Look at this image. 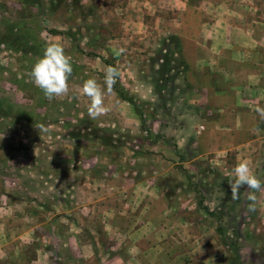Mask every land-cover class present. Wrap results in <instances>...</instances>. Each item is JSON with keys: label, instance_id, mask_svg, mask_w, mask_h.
<instances>
[{"label": "rangeland", "instance_id": "374dc122", "mask_svg": "<svg viewBox=\"0 0 264 264\" xmlns=\"http://www.w3.org/2000/svg\"><path fill=\"white\" fill-rule=\"evenodd\" d=\"M62 1L54 11L57 0H0V264H229L218 228L243 264H264V191L254 211L247 187L232 199L248 153L233 137L247 138L242 123L232 135L211 124L221 117L213 95L229 90L209 66L230 48L213 34L225 23L254 31L264 51V0H80L82 10ZM172 35L190 69L159 95L150 60ZM52 41L73 73L69 95L49 100L30 72ZM108 66L143 120L115 89L111 111L88 116L82 85L103 83ZM260 152L252 171L264 182Z\"/></svg>", "mask_w": 264, "mask_h": 264}, {"label": "crops", "instance_id": "0c3cea01", "mask_svg": "<svg viewBox=\"0 0 264 264\" xmlns=\"http://www.w3.org/2000/svg\"><path fill=\"white\" fill-rule=\"evenodd\" d=\"M225 24L223 27L225 29L224 33H219L220 31H216V34L212 33L223 37L230 48L224 53L223 60L215 62L217 66L214 64H209V66L214 78L217 80L223 79L222 81L225 82L224 89L229 91L217 93L216 95L211 94V96L216 97L217 102H221L219 104L221 105V108H219L221 117L211 124L232 135L234 134V126L238 127L239 123H242L241 134L246 136L247 139L239 143L237 134H235L233 137L235 140L232 144L237 146L235 149H238V151L244 148L247 150L248 153H245L244 158L241 159L242 161L247 160L252 169L257 159L256 156L259 155L260 157L262 154L260 151L264 147L263 128L256 125L258 119L261 118L257 109H264V61L259 59V56H264V51L256 48L259 41L254 31H246L242 34L232 33L230 32L232 23ZM247 30H250V28H247ZM241 46L246 47V49H242ZM208 51V53H214L213 49ZM204 54V50H198L200 60L197 61L198 68L196 71L201 72L206 69V66H204L205 61L201 59ZM215 55L217 54L215 53ZM218 70L221 74H216ZM218 86L220 87V85ZM261 120L264 121L262 118Z\"/></svg>", "mask_w": 264, "mask_h": 264}, {"label": "clouds", "instance_id": "9594fccd", "mask_svg": "<svg viewBox=\"0 0 264 264\" xmlns=\"http://www.w3.org/2000/svg\"><path fill=\"white\" fill-rule=\"evenodd\" d=\"M72 73V57L66 54L62 43L52 41L46 45L42 57L33 65L30 76L35 86L43 91L45 97L52 100L69 95V78ZM119 74L117 67L108 66L105 69L103 83L95 77L84 81L81 91L90 101L88 116L91 119H97L111 111V107L105 103V99L106 95L113 93ZM257 111L264 119V109H257ZM41 129L44 130L43 126ZM234 176L235 179L229 183L232 199H239L240 189L247 187L251 190L247 197L251 201L249 209L254 211L257 202L255 193L264 191V182L253 173L247 160L241 161L235 166Z\"/></svg>", "mask_w": 264, "mask_h": 264}, {"label": "trees", "instance_id": "16d2710c", "mask_svg": "<svg viewBox=\"0 0 264 264\" xmlns=\"http://www.w3.org/2000/svg\"><path fill=\"white\" fill-rule=\"evenodd\" d=\"M51 1V4L55 2V0ZM57 1L58 4H54V11H58L64 6V2L62 0ZM22 2L25 5H39L41 3V0H22ZM74 5L78 10L83 9V5L80 0H77ZM17 41L19 42L21 40L19 39ZM2 44L7 45L9 48L11 46L8 45V42L7 44L5 42H2ZM11 47L13 48V46ZM163 47L164 48H161L159 50L157 56L150 60L151 68L154 72L155 77V89L159 95H162V93L167 90V87L170 84H174L180 75L185 74L190 69L189 64L184 58V46L180 37H178L177 35L170 36L167 40L164 41ZM19 50L20 49L18 48L17 51ZM114 89L122 100L132 105L138 116L143 120L144 113L142 112L140 104L136 100V98L131 96L126 90H124V88L119 83L114 85ZM199 205L201 209L205 210L211 215L208 208H205L202 202H200ZM218 234L223 242V245L227 247L231 253L229 264H243L238 248L234 246L233 241L227 236L225 229L218 228Z\"/></svg>", "mask_w": 264, "mask_h": 264}]
</instances>
